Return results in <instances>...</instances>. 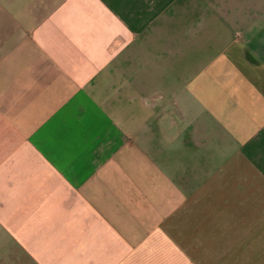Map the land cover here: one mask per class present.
Wrapping results in <instances>:
<instances>
[{
  "label": "crops",
  "instance_id": "1",
  "mask_svg": "<svg viewBox=\"0 0 264 264\" xmlns=\"http://www.w3.org/2000/svg\"><path fill=\"white\" fill-rule=\"evenodd\" d=\"M0 264H264V0H0Z\"/></svg>",
  "mask_w": 264,
  "mask_h": 264
}]
</instances>
